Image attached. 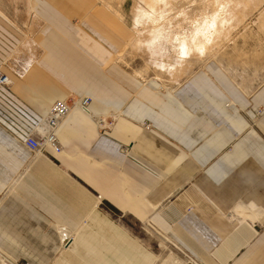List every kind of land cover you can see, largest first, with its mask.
<instances>
[{
	"label": "crops",
	"instance_id": "crops-1",
	"mask_svg": "<svg viewBox=\"0 0 264 264\" xmlns=\"http://www.w3.org/2000/svg\"><path fill=\"white\" fill-rule=\"evenodd\" d=\"M32 8L40 27L31 36L0 15V71L13 82L0 86V249L27 264H136L134 241L104 227L107 214L153 221L194 258L187 264H264V226L220 215L264 208L258 13L167 88L120 61L131 30L97 0ZM71 96L120 114L102 129L75 110L61 127V153L31 152L23 141Z\"/></svg>",
	"mask_w": 264,
	"mask_h": 264
},
{
	"label": "rangeland",
	"instance_id": "rangeland-1",
	"mask_svg": "<svg viewBox=\"0 0 264 264\" xmlns=\"http://www.w3.org/2000/svg\"><path fill=\"white\" fill-rule=\"evenodd\" d=\"M97 1L115 13L131 30V39L120 54V61L141 77L158 78L167 88H175L197 67L218 55L223 44H229V39L236 37L244 23L253 24L252 20L257 13L258 31L264 29V0ZM32 3L33 0H0V15L11 20L17 27L20 25L26 35L31 36L34 29L40 27ZM1 28L4 26L0 22ZM111 112V115L116 113ZM259 117L251 119L253 126H256ZM243 203L240 201L237 204ZM257 207H251L255 210L249 213L251 215L237 207H233L230 214L220 215L227 219L230 216V220L234 219L236 223L251 221L262 227L264 208ZM112 218L104 214L103 226L114 235L117 233L119 238L134 241L136 264H187L195 261L189 254L179 251L153 221L128 224L124 222V217ZM94 231L99 230L88 229V232ZM102 231L104 233L107 230L103 228ZM111 233L108 232L109 235ZM67 237L66 240H69L70 237ZM128 248L131 252L130 246ZM7 260L17 261L18 264L28 263L12 258L0 249V264H6Z\"/></svg>",
	"mask_w": 264,
	"mask_h": 264
},
{
	"label": "built area",
	"instance_id": "built-area-1",
	"mask_svg": "<svg viewBox=\"0 0 264 264\" xmlns=\"http://www.w3.org/2000/svg\"><path fill=\"white\" fill-rule=\"evenodd\" d=\"M11 85L10 78L5 74L0 73V86L10 88ZM91 100L90 96L56 100L48 110L47 114H45L46 116L43 118L36 131L31 133L23 143L33 153H42L47 150L54 152V154L61 153L63 151V144L60 138L61 127L70 113L75 110L87 114L95 120L98 126L102 129L111 126L117 117V113L111 115V111H116L108 109L107 112L97 113L91 109ZM109 117H112V119L109 120ZM125 149L127 148L125 147L124 150ZM68 242L69 240H66L65 243ZM8 261L9 260H7L6 264H8ZM9 264L18 263L13 260L9 261Z\"/></svg>",
	"mask_w": 264,
	"mask_h": 264
},
{
	"label": "bare ground",
	"instance_id": "bare-ground-1",
	"mask_svg": "<svg viewBox=\"0 0 264 264\" xmlns=\"http://www.w3.org/2000/svg\"><path fill=\"white\" fill-rule=\"evenodd\" d=\"M11 83H12V85H13V82H12V81H11ZM12 85H11V86H12ZM71 237H72V236H71ZM66 244H68V243H65V245H66Z\"/></svg>",
	"mask_w": 264,
	"mask_h": 264
}]
</instances>
